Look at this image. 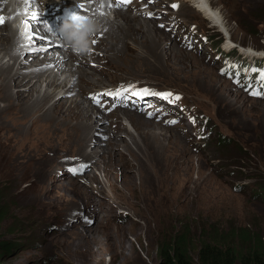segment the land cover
<instances>
[{
    "label": "rangeland",
    "instance_id": "obj_1",
    "mask_svg": "<svg viewBox=\"0 0 264 264\" xmlns=\"http://www.w3.org/2000/svg\"><path fill=\"white\" fill-rule=\"evenodd\" d=\"M60 1L55 0L57 3ZM70 1L75 0H65L66 3ZM211 2L214 8L224 14L227 27L238 48L264 51V0ZM173 4L169 5L165 1L161 4V0L149 2L153 13L157 11L155 17H143L136 14L135 10L125 9L138 18H145L157 30L161 38L158 52H164L167 55L166 60H161L153 52L151 57L149 54L145 55L143 60L132 52H128L132 57L121 58L124 55L119 50L122 44L110 46L117 36L107 34L111 29L110 23L99 25L97 22L96 26H101L106 36L103 35L101 43H92L95 47L99 45L91 50L96 54H85L81 50L75 52L88 57L90 65H81L93 73L89 76L96 82H85L77 88L79 95L76 96L75 90L72 91L73 97L83 100L85 107L90 106L96 111V106L86 99L87 94L94 92L96 88L108 89L119 82L132 80L140 83V86L149 84L160 90L171 89L184 94V102L196 108L199 115L209 117V126L214 130L212 140L204 146L196 138L192 139L191 132H187L185 128L163 126L144 111L124 108L125 111L132 110L143 114L144 118L154 121L169 135L177 137L174 148L175 154L179 156L173 160L175 154L171 153L167 161L157 160L151 155L135 156L121 147L117 149L118 153L123 152L118 156V180L123 181L121 176L125 175L133 177L134 182H119L118 187L110 186L107 191L96 182L97 176L105 174L104 163L98 165L100 172L91 167V161L86 157L90 152L97 156L95 151L90 150L97 148L99 144L95 140L102 139L103 134L96 135L89 144L84 142L80 147L74 142L70 143L61 132H38L34 127L32 137L19 140L14 132L0 130V133H4L0 141L11 142L14 149L28 159L20 165L16 174L5 168L0 169V215L4 217L0 225V264H167L164 260L168 251L179 244L183 245L197 264H201L200 249L209 242L213 243L211 247H218L223 252L233 248L237 254L242 251L241 237L260 238L264 243V200L260 192L255 195L256 187L264 184H252L251 179L247 178L264 173V100L250 99L245 93L236 91L229 80L219 73L213 59H208L212 50L218 52V45L222 46L226 34L194 5L189 6L182 1L178 6L179 10L175 11ZM105 7L99 13L103 12L112 19L115 10H121ZM174 11L178 15L175 19L177 23L185 26L196 24L201 33L211 37V44L208 47L201 46L193 39L194 45L190 48L184 45L182 33L159 27L161 24L174 22L168 16ZM114 25L117 26L116 23ZM3 30L4 28L0 29V34ZM42 42L44 43L37 40V43L31 44L33 48L28 47V51L25 45L19 53L27 57L32 49L41 48ZM130 46L132 51H145L150 47L131 40ZM173 48L185 54L179 58ZM236 55L239 53L236 52ZM92 56L99 57V63ZM163 62L170 67L161 64ZM172 62L176 63H173L176 68L172 66ZM78 63L80 64L75 62V65ZM213 84L221 92L224 90L231 99L236 98V101L232 102L224 95L222 97L209 89ZM61 96L59 94L57 98ZM119 110L122 109L117 111ZM105 116L108 118L105 127L117 135V121L122 123L125 120H122L123 117L119 118L116 112H108ZM9 125L13 127L14 121ZM121 127L125 128L127 124ZM122 133L115 138H127ZM235 143H248L254 147L255 153L249 150L246 157L249 166L243 168L239 164L229 165L231 159L228 160V157L235 155L230 149L232 150V144ZM133 146L138 153V149ZM124 156H127V161ZM71 157H82L88 162L89 166L84 174L70 177L66 173L65 159ZM170 160L173 161L169 163ZM244 163L245 160L240 161V164ZM235 173L246 177L235 179ZM59 175L63 186L72 184L67 193L50 190L49 180L44 183L45 190L40 183L36 184L41 177L59 182ZM89 200H100L106 207V216L93 214L87 205ZM74 209L84 210V216L76 220L72 228L66 231L54 230L55 233L51 231L53 226L60 227ZM100 222L102 229L111 235L106 241L109 249L103 257L94 262L95 258L83 253V247L74 249L73 256L70 243L74 238V229L88 228L91 235L104 240L97 226ZM218 233L229 237L226 244L217 241L213 236ZM232 237L235 243L232 242ZM113 252L117 254L116 258L112 256ZM76 253L80 255H75ZM222 259L223 257L220 261Z\"/></svg>",
    "mask_w": 264,
    "mask_h": 264
},
{
    "label": "bare ground",
    "instance_id": "obj_2",
    "mask_svg": "<svg viewBox=\"0 0 264 264\" xmlns=\"http://www.w3.org/2000/svg\"><path fill=\"white\" fill-rule=\"evenodd\" d=\"M61 1L65 2V0ZM81 1L85 0H75L74 2L70 1V3H79ZM163 1L169 5L171 3L179 5L182 1L184 4L194 5L199 12H203V15L207 17V19L209 18L220 31L226 34L222 44V50H226L230 46L235 45L231 36V31H229L227 27L224 14L214 8L211 0H161V4ZM60 2L58 4H60ZM36 3L37 0H34V2H26V0H0V14L10 15L11 13L14 14L15 17L14 22L10 21L0 27V29L4 28L0 34V130H10L14 132L19 140L32 137L31 135L34 133V127L37 128L38 132L42 130H44L45 133L61 132V135L67 137L70 143L74 142L80 145V147H82L84 142H90L96 135L103 134L102 139L96 138L95 140V143L99 144L96 146L97 148L90 150L95 151L97 156L96 154L91 155L90 152L86 154V157L91 161L92 168L100 170L98 165L104 163L106 169L105 174L97 176L96 182L105 190L110 186L118 187L117 183L120 182L118 180L120 169L118 156L123 152L118 153L117 149L121 147L135 156L143 155L147 157L151 155L155 156L157 160L162 159L167 161L171 153H176L174 144H176L178 139L171 134L169 135L168 132L156 124L154 122L155 119H153L154 121L146 119L142 116L143 114L141 115L132 110L125 111L122 109L117 111L116 114H118L119 118L123 117L124 119L122 118V120H125V122L121 123L117 121L118 126L116 132L118 134H123L122 132H124L126 137H129L128 139L123 137V139L117 140L115 137L118 134L116 133L117 135H115L105 127L104 124L108 121V118L104 114L98 109L93 111L90 106L85 107L83 100H79L75 98V96L73 97L72 91L75 90L76 92L77 88L85 82H91L92 84L96 82H93L94 80L89 76L91 72L87 71L86 68L82 66L90 65L88 57L83 54L77 55L75 52L81 50L85 52V54H96L91 52V50H95L99 45L97 47L93 46L92 41L96 40L97 42L95 44H99L102 42L103 35L106 36L101 26H97L95 31L96 35L92 36V38H94L92 41H90L88 37V39L83 38L87 44V47L83 49H81L78 44V39H68L64 41H49L51 46L44 41L42 45L41 43L39 45L46 47L47 51H36L32 49L27 57H23L19 53L20 49L27 43L31 41L33 44V40H35V37L31 39L30 35H32V30H36L34 25L36 20L30 18L31 12L29 9H32ZM99 3L100 0H94L92 4H86L89 11L84 14L95 17L99 25L104 22L105 24L110 23L111 29L107 31V34H111V36L117 35L116 41L112 42L110 46L116 47L122 44V48L119 50L121 53H124V55L121 58L124 56H131L128 52H132L143 60L145 55L148 56L149 54V57H151V53L153 52L154 55L159 56L161 60L167 59V55L164 54V52H158V46L160 45L159 39H161L160 34L157 33V30L153 28L145 18H138L134 16L135 14L133 15V13L131 14L126 10H115V16L112 19V17L108 15H101L99 13V11L102 10ZM29 22H32L30 30L25 28L28 26ZM114 23H116L117 26H115ZM38 27H40L39 24ZM130 40L138 44L140 42L144 45L148 44L150 47H147L145 51L138 49L133 50V52L130 46ZM35 42L37 43V40ZM31 48L33 47L31 46ZM173 50L175 49L173 48ZM241 50L245 55L254 58L256 55H260L262 51L259 52L256 49L244 47H241ZM175 53L179 58L185 54L177 50H175ZM94 59L98 60L99 63V57H95ZM113 60L116 61L115 58H113ZM75 62H80V64L78 63L75 65ZM173 63L174 62H172V66L174 67ZM161 64L169 66L166 62ZM174 64L176 65V63ZM104 88L105 87H103V89ZM209 89L222 95V97L224 95L232 102L236 101V98L231 99L226 92L224 93V90L221 92L216 84L211 85ZM59 94L62 96L57 98ZM77 95H79L78 92H76V96ZM12 120L14 121L13 127L9 125ZM121 124H127V127L122 128ZM3 134L4 133H0V137ZM131 144L135 146V149H138V153L134 151ZM178 156L179 154H175L173 160ZM26 159L27 158L18 150L14 149L11 142L7 143V141H0V169L5 168L16 174L19 172L20 165L24 163ZM124 159L127 161V156H124ZM172 161L170 160L169 163ZM60 168L61 167H58V169ZM53 170L54 169H52V171ZM60 176L61 175L58 177L56 176L59 182L53 181L52 178L48 179L44 177H41L35 182L36 184L40 183L43 188L44 183H47L49 180L51 186L49 188L50 190L55 189L57 192L63 191L67 193V191L71 190L72 184L68 183L67 186H63V182L60 181V179H62ZM122 178L123 181L120 183H129L134 180L133 177L130 178V176L125 175H122L121 179ZM43 189L45 190V188ZM38 196H41V194ZM112 197H114V195ZM87 205L93 214L98 213L99 215L102 214L106 216V207L103 206L104 204H102L100 200L98 202L89 200ZM97 226L101 235L104 236L105 241L100 237L91 235V231L87 230L88 228L74 229V238L72 243H70L73 256L74 249L83 247V253L95 258L96 260H94V262L103 257L106 250L109 249L108 242L106 241L111 238V235L102 229L101 222ZM102 231H104L105 235H103ZM77 250H79V248H77ZM75 255L80 254L76 253ZM112 256L116 258L117 254L113 252Z\"/></svg>",
    "mask_w": 264,
    "mask_h": 264
},
{
    "label": "trees",
    "instance_id": "obj_3",
    "mask_svg": "<svg viewBox=\"0 0 264 264\" xmlns=\"http://www.w3.org/2000/svg\"><path fill=\"white\" fill-rule=\"evenodd\" d=\"M231 148L233 151L231 149L230 151L235 152V155L228 157V160L231 159L229 165L239 164L243 168L249 166L246 157L249 155V150L252 153H255L254 147H252V145L248 143H244L242 145L235 143L232 144ZM244 160V165L240 164V161ZM245 177L246 176L241 177V175H239L238 173H235L234 175L235 179H245ZM247 178L251 179L250 183L252 184H264L263 172L254 176H248ZM3 219L4 217L0 215V225ZM213 236L218 239L217 241L225 244L229 239L228 236L222 235L220 233L214 234ZM260 240V238L255 237H241L240 242L242 245V251L240 252V254H237V252H235L233 248H229L227 249V251L223 252L222 249L218 247H211L210 245L213 243L209 242L207 245H205V247L200 249L199 261L201 262V264H264V243ZM234 241L235 239L232 237V242L235 243ZM1 256L2 255H0V258ZM221 257H223L222 261H220ZM164 263L197 264L194 259L187 254L182 244H179L178 247H174L172 250L168 251Z\"/></svg>",
    "mask_w": 264,
    "mask_h": 264
},
{
    "label": "snow or ice",
    "instance_id": "obj_4",
    "mask_svg": "<svg viewBox=\"0 0 264 264\" xmlns=\"http://www.w3.org/2000/svg\"><path fill=\"white\" fill-rule=\"evenodd\" d=\"M26 2H34V0H26ZM93 2H94V0H85L84 3L78 4V5H73V7L69 10L66 18H70L71 20L79 22V27L81 29L86 28L87 25L89 23H92L93 21L90 19L89 16L84 15L83 13H87L89 11V9L86 7V4H92ZM131 2H132V0H100L99 6L101 8H103L105 6L120 8L122 5L130 4ZM149 2H151V0H149ZM172 7L176 8V7H178V5L173 4ZM78 13H80V14H78ZM100 14L103 15L104 13L101 12ZM147 15L152 16L153 14L151 12H149ZM30 18L32 20L40 21V23L42 25H47V31H52V26H51L50 21H47L46 19H44L43 15L32 14ZM4 22H5L4 18L2 16H0V24H3ZM159 27L164 28L165 25L161 24V25H159ZM41 31H42V29H36L35 31H33L32 35L35 37V40H33V43H35L36 40H42V41H45L46 44L51 46L46 35L38 34ZM88 31L92 32L94 30L88 29ZM60 35L63 36V33H60ZM73 39H79V38L74 36ZM96 42H97L96 40L92 41L93 44H95ZM34 50H36V51H41V50L47 51V48L41 47V48L34 49ZM259 76H260V79L262 81H264V71H261L259 73ZM125 92H131V95H134V96H140L141 94H143V95H148V94L162 95L159 93H150V90L147 88L140 89L137 91V90H135V85H129L127 88H122V89L117 90V91H108V92H103V93H97L92 98L96 104L103 106V104H102V98L103 97L107 96V97H111L113 99H117V98L122 97ZM251 94L252 95H264V92H255L254 91ZM166 95L171 96L172 94L167 93ZM179 98H180L179 96L176 97V99H179ZM108 110L110 111L111 108H109ZM81 167H83V166H81ZM73 171H76V169H73Z\"/></svg>",
    "mask_w": 264,
    "mask_h": 264
},
{
    "label": "clouds",
    "instance_id": "obj_5",
    "mask_svg": "<svg viewBox=\"0 0 264 264\" xmlns=\"http://www.w3.org/2000/svg\"><path fill=\"white\" fill-rule=\"evenodd\" d=\"M71 35H72V33L69 32L68 33L69 38H71ZM78 44L80 45L81 49L87 47L86 41H84V39H83V35H81L80 39L78 40Z\"/></svg>",
    "mask_w": 264,
    "mask_h": 264
}]
</instances>
